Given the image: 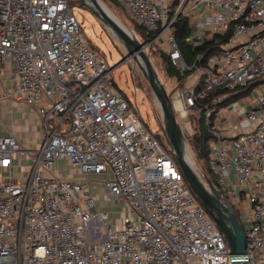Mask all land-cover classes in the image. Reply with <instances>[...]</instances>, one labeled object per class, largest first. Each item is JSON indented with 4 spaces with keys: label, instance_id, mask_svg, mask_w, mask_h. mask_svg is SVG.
Returning a JSON list of instances; mask_svg holds the SVG:
<instances>
[{
    "label": "built area",
    "instance_id": "1",
    "mask_svg": "<svg viewBox=\"0 0 264 264\" xmlns=\"http://www.w3.org/2000/svg\"><path fill=\"white\" fill-rule=\"evenodd\" d=\"M113 1L183 75L169 94L176 118L191 135L190 114L204 113L218 197L244 202V255L264 264V0ZM72 8L0 0L4 94L39 128L33 146L0 135V264H232L223 233L114 86V67ZM178 18L194 46L208 42L191 63L175 39ZM238 96L248 125L217 121ZM57 160L67 167L56 169ZM91 178L101 179L104 201L123 207L112 223Z\"/></svg>",
    "mask_w": 264,
    "mask_h": 264
},
{
    "label": "water",
    "instance_id": "2",
    "mask_svg": "<svg viewBox=\"0 0 264 264\" xmlns=\"http://www.w3.org/2000/svg\"><path fill=\"white\" fill-rule=\"evenodd\" d=\"M82 5L120 43L138 66L156 100L160 110V131L166 145L175 158L183 177L197 201L210 215L223 233L232 264H248L245 253L243 228L229 205L218 197L215 186L204 181L196 170L186 148V138L175 116L169 93L152 66L146 52L147 42L139 41L105 6L102 0H80Z\"/></svg>",
    "mask_w": 264,
    "mask_h": 264
},
{
    "label": "rangeland",
    "instance_id": "3",
    "mask_svg": "<svg viewBox=\"0 0 264 264\" xmlns=\"http://www.w3.org/2000/svg\"><path fill=\"white\" fill-rule=\"evenodd\" d=\"M108 10L128 29L131 31L133 29V21L126 15L124 10L117 5L113 0H102ZM75 4L72 8L73 13L77 17L80 23V27L83 30L84 34L91 41L92 46L99 50L103 55H105L108 64L111 67H114L113 71V80L116 86L122 90V92L127 96L129 102L133 105L136 112L139 113L147 126L156 133H160V121L161 114L157 106L156 100L153 96V93L148 85L147 80L142 75L137 64L129 57L126 56L123 46L118 43L106 30V28L87 10L83 7L80 2L74 1ZM137 37L142 41L144 38L142 34L137 33ZM147 55L149 56L152 66L155 69L157 75L161 79L165 89L169 94L172 93V85L174 84V78L169 77L163 67L161 62V53L162 50L156 44H152L146 47ZM2 69H0V72ZM2 98H5V95L2 93ZM228 103V102H227ZM226 103V104H227ZM11 105H0V108L4 109L6 112V122L10 125L16 123L15 118L10 107ZM236 107L239 108V104H236ZM237 108V109H238ZM20 113L22 112L19 109ZM8 112V113H7ZM26 116V115H25ZM176 117H178L175 114ZM26 118V117H25ZM239 119V117L237 118ZM4 121V122H5ZM191 124L192 119L190 118ZM217 121H221L218 118ZM239 122V120L237 121ZM192 129L194 131V125L192 124ZM162 135V134H161ZM190 135H185V138ZM187 142V140H186ZM188 154L191 157V160L194 163V166L202 179L207 181L208 178L204 171L201 168V162L195 161L194 155L190 147L186 144ZM91 185L93 186V191L96 193L97 208L99 210L104 209L106 206L112 210L110 217V222H113V218H118L120 215L118 212L123 208L120 205L115 206L112 202L107 203L103 200L104 189L101 183V179L94 178L91 180ZM218 185V184H217ZM96 187V188H95ZM228 190V188H227ZM226 200L231 204L235 212L238 214V219L241 225L244 220L243 209L241 210V202H238L236 198L231 195H225Z\"/></svg>",
    "mask_w": 264,
    "mask_h": 264
},
{
    "label": "trees",
    "instance_id": "4",
    "mask_svg": "<svg viewBox=\"0 0 264 264\" xmlns=\"http://www.w3.org/2000/svg\"><path fill=\"white\" fill-rule=\"evenodd\" d=\"M74 1L80 2V0H70V4L73 7L75 4ZM82 5V3L80 2ZM83 6V5H82ZM84 7V6H83ZM176 31H175V39L178 43L179 49L182 53V56L184 60L187 63H191L195 54L199 51H203L205 48L208 47V42H205L203 44L199 45H193L189 40H188V35H189V26L187 24L186 19L184 18H178L176 23ZM133 28L136 30V32L139 34H142V37L144 38V42H147L151 39L152 34L151 33H146L144 32L139 26L133 22ZM161 62H162V67L165 71V73L176 80H181L183 75L180 73L179 69L172 65L167 58V56L162 52L161 53ZM113 84L116 88H118L113 80ZM119 89V88H118ZM124 98L126 99L128 105L134 110V112L138 115L139 113L136 112L135 108L133 105L129 102L127 96L122 92L121 89H119ZM238 93V95H242L243 93L246 92V90H241V89H235ZM142 121L145 124L144 119L138 115ZM190 118L192 119V124L194 125V131L193 133L186 137L187 140V145L190 147V149L193 152L194 155V160L195 161H200L201 162V168L204 171V174H206L208 180L217 188V180L215 175L212 173L209 164H208V155L210 153V141L213 139L214 134L208 128V126L205 125L204 123V113L201 114H196V113H191ZM146 128L159 140V142L168 149V146L166 145L163 136L160 133H156L153 130H151L147 124H145ZM229 203V202H228ZM230 208L233 210L235 213L236 217L238 218L237 212L233 209L231 204H229ZM239 220V219H238Z\"/></svg>",
    "mask_w": 264,
    "mask_h": 264
},
{
    "label": "crops",
    "instance_id": "5",
    "mask_svg": "<svg viewBox=\"0 0 264 264\" xmlns=\"http://www.w3.org/2000/svg\"><path fill=\"white\" fill-rule=\"evenodd\" d=\"M5 78H6V75H4L1 72L0 73V105H2V106L3 105H11L10 107L12 109L16 123H14L12 125L8 124L5 121L6 120V116H5L6 112L3 111L4 109L0 108V135L6 134V133L12 131L13 133H15L19 137L21 143H23V144L29 143L33 146L34 143H32L30 141V139L33 138L34 136L36 137L39 133V128L37 127V124H36V122L38 121L37 120L38 118L35 114H31V116H29V119H27V117L25 116L26 108L23 104L13 103L6 96H5V98H2V93H3V95H5L4 91L7 87V82H6ZM244 99H246V98H241V96H238V97L231 99L226 104V106L224 108V116L221 118L222 123H224L227 119H230L232 126L244 127V126L248 125L247 119H241V118L237 119L238 115H239V111L241 110V108L242 107L246 108L248 105V103L245 104ZM236 104H239V108L236 107ZM19 109L22 110L21 113H20ZM238 120H239V122H237ZM22 126H24L23 130L21 129ZM24 162H26V160H24ZM54 166L56 167V169L58 168L60 170V168H66L67 167V162L62 161V160H57L55 162ZM91 179H94V178H91ZM238 192H239V188H237V194H238ZM238 202L242 203V205H240V208H241V210L243 209L244 218H245L246 210H245L244 202L241 200V198L239 199Z\"/></svg>",
    "mask_w": 264,
    "mask_h": 264
},
{
    "label": "bare ground",
    "instance_id": "6",
    "mask_svg": "<svg viewBox=\"0 0 264 264\" xmlns=\"http://www.w3.org/2000/svg\"><path fill=\"white\" fill-rule=\"evenodd\" d=\"M102 4L105 6L104 2H102ZM105 8H107V7L105 6ZM174 104L177 105V106H179V104L177 102H174Z\"/></svg>",
    "mask_w": 264,
    "mask_h": 264
}]
</instances>
